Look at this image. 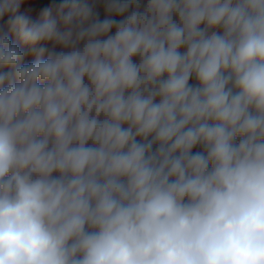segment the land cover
<instances>
[{"label": "clouds", "instance_id": "1", "mask_svg": "<svg viewBox=\"0 0 264 264\" xmlns=\"http://www.w3.org/2000/svg\"><path fill=\"white\" fill-rule=\"evenodd\" d=\"M0 264H264V0H0Z\"/></svg>", "mask_w": 264, "mask_h": 264}]
</instances>
